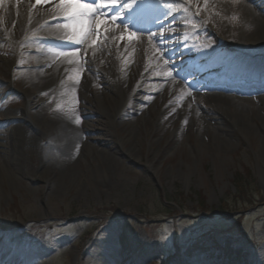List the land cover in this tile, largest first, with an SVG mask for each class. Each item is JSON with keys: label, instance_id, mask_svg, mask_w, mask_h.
Wrapping results in <instances>:
<instances>
[{"label": "rangeland", "instance_id": "1", "mask_svg": "<svg viewBox=\"0 0 264 264\" xmlns=\"http://www.w3.org/2000/svg\"><path fill=\"white\" fill-rule=\"evenodd\" d=\"M9 1L31 3L35 15L50 5ZM258 1L264 6V0ZM182 2L176 3L185 11L178 24L186 55L167 59L159 47L163 41L157 39L153 50H147L133 38V28H126V34L140 63L147 57L167 72L169 65L181 63L177 71L182 78L175 79L185 89L193 88L191 105L197 109L188 114L193 122L187 125L183 117L165 116L169 99L180 98L179 91L154 94L146 89L126 100L103 74L113 68L102 62L100 51L58 81L83 83L82 76L92 75L95 81L84 90L85 97L75 93L56 104L55 89L31 99L25 96L33 84L20 73L23 66L36 64L34 57L11 71L3 67L0 124L5 122L3 111H28V120L17 122L23 138H15L8 127L0 141V253H7L13 264H107L99 260L103 258L112 264H264L263 104L231 94L233 104L243 109L242 120L234 124L225 115L209 112L208 102L215 98L203 94L214 92L210 87H194L220 76L225 83L234 78L241 82L244 74L264 66V50L247 39L248 26L236 14L246 0ZM110 13L108 20L117 15ZM210 29L241 53L217 41ZM4 51L12 60L13 45L7 43ZM188 64L208 78L194 75L191 67L184 69ZM46 102L48 110L37 107ZM70 107L83 122L69 156V169L78 183L54 194L55 175L38 181L30 176L43 173L45 154L39 148L54 132L52 115ZM197 125L210 134L201 138ZM26 138L35 139V145H28ZM130 150L132 158L125 156ZM3 151L22 159L20 171L2 166ZM237 176L249 184L248 203L234 197ZM105 237L112 238L114 251L104 249ZM101 241L105 244L98 245Z\"/></svg>", "mask_w": 264, "mask_h": 264}, {"label": "bare ground", "instance_id": "2", "mask_svg": "<svg viewBox=\"0 0 264 264\" xmlns=\"http://www.w3.org/2000/svg\"><path fill=\"white\" fill-rule=\"evenodd\" d=\"M91 0H79L81 3H87ZM120 5L107 9L112 14L114 11L119 13L116 21L107 19V15L102 17L108 21L107 27L109 31H103V25L100 29V38L91 47L86 43L76 44L77 39L86 40L91 36V29L94 23L88 28L87 35H81V22L85 19L82 17H69L65 11L58 6L61 3H56L52 0L50 5L42 9L39 15H35L34 7L31 3H12L9 0H0V74L3 67L11 71L17 65L21 64L23 60L29 61L30 58L36 59V64H28L23 66L20 74L26 76L31 81L33 86H28L25 96L31 99L34 96H40L48 90L55 89L57 102L66 100L68 98L77 96L85 97V89L93 86L95 80L90 74L82 76L85 80L83 83H72L66 85L58 84L61 76H64L66 71L83 65L87 58L93 56L94 53H101L102 62L111 66L113 71L106 68L103 74L113 82L115 87L121 89L126 94V100L132 99L137 96V91H145L146 89L152 90L154 94L158 91L164 92L167 89L173 88L179 91V97L176 100L169 99V108L165 116L175 115L177 118H184V124L187 125L191 118L187 117L191 114L192 110L197 113L195 106L191 105L194 97L191 94L193 89L191 86L184 88L175 78L181 80L182 73L177 71L179 62L169 65L171 72L158 65L155 61L149 60L145 57V61L139 62V55L130 43L126 28L128 24L138 25L144 32L152 37L163 41L161 49L163 55L167 59H178L183 54H187L183 50V40L180 37L182 27L178 24L185 14L184 7L172 2L169 6H164L159 1L155 0H119ZM197 2L199 0H196ZM205 2L206 0H202ZM237 10V15L243 16V22L248 26L247 39L252 42L256 47H261L264 50V6L258 0H246ZM125 4L132 6L125 10ZM115 9V10H114ZM239 11L241 13L239 14ZM184 25V22H183ZM247 29V28H246ZM196 34V33H195ZM123 36V40L120 37ZM136 38V36H133ZM96 39V37H92ZM11 43L14 47L11 59L5 57L4 46ZM151 45V44H150ZM142 48H144L141 45ZM76 52L75 57H71L72 52ZM61 53H68L69 55H61ZM71 59V62H69ZM179 61V60H178ZM186 61H184L185 63ZM139 65V66H138ZM151 66L154 69H151ZM191 65L184 69H189ZM190 68L189 71L193 72L196 76H201V79L208 77L207 73L203 70H195ZM13 73V72H12ZM93 73V72H92ZM94 74V73H93ZM221 74H224L221 73ZM245 77V76H244ZM221 78V76H220ZM220 78L213 79L210 83L198 81L194 87L201 86L219 88L225 90L239 89L242 93H249L247 100L256 94L255 101L263 104L264 108V86H259L252 81L245 82L242 86L239 85L240 81L236 78L230 82H223ZM17 84L19 81V74L15 77ZM152 82V83H151ZM150 83V84H149ZM39 85V89L38 86ZM243 87V88H240ZM215 89V90H219ZM31 91H34L33 93ZM251 91H253L251 93ZM256 92V93H255ZM2 92L0 90V96ZM215 99L209 100V112L220 113L225 115L228 120L234 124L239 123L242 119L243 109L241 106L234 105L235 95L231 93H219V91L210 92L208 94ZM44 108L48 106L47 110L51 107L46 102L44 105L39 104L37 107ZM251 106V105H250ZM233 108V110H232ZM246 109V107H244ZM250 108V107H248ZM75 108H66L64 111L52 115L51 123L54 126V132L49 134L47 142L44 147H40V153L45 154L43 162V173H32L30 176L33 181H38L47 176L55 175V184L51 193L59 194L64 189L71 185L76 186L77 180L74 178L71 170L69 169V156L71 148L75 146L79 140V130L83 122L78 119V114ZM231 109V110H230ZM5 122L0 124V141L6 138L5 132L8 127L11 128V133L15 138H23L20 131L21 127L17 122L28 120V111L22 109L13 111H3ZM181 116V117H179ZM170 118V117H169ZM79 120V123H77ZM193 122V121H191ZM215 124V123H214ZM216 125V124H215ZM200 137H206L210 134V130H205L200 125H197ZM215 128L217 126H214ZM45 135V134H43ZM216 137L213 135V138ZM25 139V138H24ZM27 144L30 146L35 145V139L26 138ZM219 141V140H218ZM217 141V142H218ZM223 142L219 141V145L223 146ZM86 146H89L85 143ZM90 147V146H89ZM2 166L6 164L10 169L20 171L22 169V159L15 153L3 151L1 152ZM128 158H132L131 150L128 151ZM9 164V165H8ZM111 236V234H108ZM106 245L103 241L98 245H104V249L112 250L116 247L109 243L111 237H105ZM104 239V237H103ZM239 251V250H238ZM0 260L2 263L13 264V260L7 253H0ZM107 264H112L107 258L99 259Z\"/></svg>", "mask_w": 264, "mask_h": 264}, {"label": "snow or ice", "instance_id": "3", "mask_svg": "<svg viewBox=\"0 0 264 264\" xmlns=\"http://www.w3.org/2000/svg\"><path fill=\"white\" fill-rule=\"evenodd\" d=\"M37 4L45 2V0H35ZM126 9L130 8L131 4H125ZM60 9L64 10L66 15L69 17H83L85 18L81 22V35H87L88 28L94 23V27L91 29V36H88L86 40L77 39L76 44L86 43L89 47L94 45L97 42V39L100 38V29L103 25V31L107 33L109 31L107 24L108 21L102 17L107 15V9L116 7V0H94L93 3H81L79 0H61V3L58 6ZM112 21L118 19V15L111 16ZM96 37L93 39L92 37ZM123 40V36L120 37ZM61 55H69L68 53H61ZM77 53L74 51L70 54L71 57H75ZM71 62V59L70 61ZM79 123V120H77Z\"/></svg>", "mask_w": 264, "mask_h": 264}, {"label": "trees", "instance_id": "4", "mask_svg": "<svg viewBox=\"0 0 264 264\" xmlns=\"http://www.w3.org/2000/svg\"><path fill=\"white\" fill-rule=\"evenodd\" d=\"M233 182L236 192V195L234 196L236 198V201H245L246 203H248L250 200V189L247 180L241 176H237L234 178Z\"/></svg>", "mask_w": 264, "mask_h": 264}]
</instances>
